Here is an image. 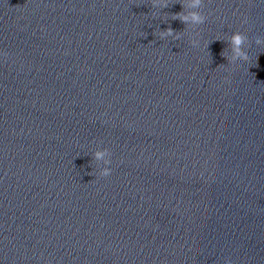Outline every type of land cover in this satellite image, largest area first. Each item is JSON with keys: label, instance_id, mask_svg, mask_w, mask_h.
<instances>
[{"label": "clouds", "instance_id": "1", "mask_svg": "<svg viewBox=\"0 0 264 264\" xmlns=\"http://www.w3.org/2000/svg\"><path fill=\"white\" fill-rule=\"evenodd\" d=\"M150 4L152 8L161 9V10L169 7L168 0H150ZM180 4L182 6V11L178 13L170 14L171 20H179L181 23L185 25L186 28H188L190 24L202 25L206 21L207 17L201 11H199V9L203 7V0H192L191 4H186L185 0H181ZM189 8L193 10L187 11L186 9ZM155 15L156 13L154 12L153 16ZM243 22L247 23V17H245ZM183 34H184L183 32L175 31L169 26L164 30H160L158 36L161 40H164L168 37H172L173 40H179L181 35ZM195 36H198V33ZM247 40H248L247 35H245L242 32L237 31L232 33L228 43L231 47L233 55L230 58L228 56H224L223 52H221V55L226 58L229 64H235L236 61H241V60L244 62H248L250 60V57L247 51H245L244 49V45ZM189 42L193 47L199 46V39L197 38L193 37L190 39ZM255 43L257 45H264V40L257 37ZM0 55H3L5 58H7L8 53L4 52V53H0ZM102 155L103 153L101 152L95 153L96 159H100ZM110 174H111V168H106L101 173L100 176L108 177ZM225 264H232L231 259H227Z\"/></svg>", "mask_w": 264, "mask_h": 264}]
</instances>
